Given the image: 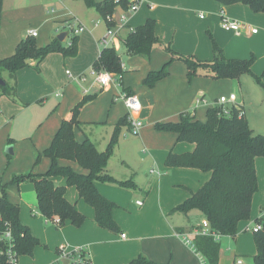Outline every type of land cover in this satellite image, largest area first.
<instances>
[{"label":"crops","instance_id":"crops-1","mask_svg":"<svg viewBox=\"0 0 264 264\" xmlns=\"http://www.w3.org/2000/svg\"><path fill=\"white\" fill-rule=\"evenodd\" d=\"M79 5L83 4H79L77 0L2 2L0 59L14 53L18 42L27 36V31L34 29L30 28L29 21L36 18L39 28L36 29L35 39H39L42 33L44 37L40 40L46 45L53 38V29L57 34L65 31L67 34L63 44L67 45L70 38L76 36L77 53L75 56H63L60 52L49 53L38 64V70L31 66L19 69L15 74V99L0 96V185L9 182L15 175L27 172L44 174L48 171L50 158L41 156L35 162L36 156L50 145L62 120L84 95L95 94V97L80 109L78 125L73 126L74 138L78 142L88 139L99 151L105 150L117 123L126 115L124 103L114 99L122 89L130 90L139 98L142 106L139 117L143 126L135 142H129L133 138H118V146L127 151L132 149L136 153L148 151V155L136 160L137 168L142 164L143 168H146L145 165L151 167L143 178L142 172L135 169L134 163L130 165L126 159L128 157L124 156L121 163L126 169L121 166V169L114 172L106 164V172L116 180L132 179L135 188L124 187L115 182L95 183L100 194L116 204L112 217L120 228L117 233L95 223L93 207L78 196L74 186H66L65 197L75 204L84 219L78 226L67 219L58 227L52 223L46 226L40 213V218L32 214L33 208L29 209L28 216L27 203L37 205L31 182L9 184L6 187L8 200L19 205L21 223L28 226L32 235L39 240L33 248L32 256L20 254V263L46 264L54 259L57 246L66 243L69 246H85L91 264H131V260L140 254L157 264H205L192 246V238L200 229L204 216L201 214L199 224L187 225L190 211L184 214L172 210L196 191L209 178L210 173L195 168L167 167L164 162L169 151L188 152L194 145L178 142L175 132L157 131L154 124L177 122L184 112L204 121L206 110L216 105L220 96L234 93V82L228 78L214 81L202 76H196L188 82L185 64L173 61L164 78L152 87H146L142 85L145 76L150 71L160 69L170 58L158 45L152 49L149 58L130 56L126 62L122 61L124 72L120 85L111 82L99 87L86 72L99 56L98 39L108 26H117L122 14L125 15V23L116 31L111 42V47L116 50L120 59L117 49H125L124 39L127 34L147 18H153L159 39L182 54L209 60L213 58L212 42L215 41L225 58L253 57L251 71L255 62L260 59V66L257 68L260 71V68H264V52L261 49L264 46V31L256 27V33L250 32L258 18L250 17V8L242 3L222 5L215 0H144L130 14H125L126 9L120 4L116 5L113 23L102 20L101 25V20H98L99 26L92 24L85 27L78 20L84 30L73 35L66 29V24L75 20ZM221 10L232 19L247 18L252 24L244 23L246 29L239 35L233 31H225L219 25ZM96 16H99L98 13ZM260 17L261 28H264V14ZM257 69L254 72H259ZM66 70L73 75H85V81L70 77ZM89 77L91 78L88 80ZM10 80L12 84V79ZM220 80L226 82L221 84L222 82H218ZM198 96H203L204 102L196 103ZM235 96L236 99L229 105H240L245 117L246 102L243 97L237 99L236 94ZM31 107H37L34 115L26 120H19L20 115L29 112ZM123 127L128 129V125L123 124L118 133L122 132ZM8 145L11 146V154L5 152ZM57 162L61 166H69L75 172L87 173L75 161L58 159ZM255 170L258 188L252 197L250 219L239 223L234 237L226 236L228 239L221 254L219 249L218 264H232L235 257H241L245 263L252 264L256 252L252 229L257 224V219L264 218V156H256ZM54 182L65 185V178L58 176L54 178ZM13 191L19 197H13ZM186 239L190 240V244L185 242Z\"/></svg>","mask_w":264,"mask_h":264},{"label":"trees","instance_id":"trees-1","mask_svg":"<svg viewBox=\"0 0 264 264\" xmlns=\"http://www.w3.org/2000/svg\"><path fill=\"white\" fill-rule=\"evenodd\" d=\"M87 6L94 7L102 17L113 14L116 5L127 7L126 0H83ZM222 5L242 3L254 12L264 13V0H215ZM0 0V16L2 12ZM110 25V24H109ZM170 55L160 69L150 71L143 79V84L152 87L157 81L168 74V66L173 61H181L187 70V80L190 82L196 76L211 79H233L242 73L251 72L254 58L228 59L225 58L221 47L212 42L213 58L209 60L198 59L193 55L182 54L168 43H163L156 35V22L147 18L145 22L131 30L124 39L126 53L129 55H142L150 57L155 46ZM60 52L63 56H75L77 53V37L72 36L69 44L64 45L56 36L44 46L36 44L35 37L22 38L13 54L0 59V96L4 95L15 99V74L24 67H33L38 70V64L49 53ZM33 63V64H32ZM96 70H105L112 74H122L121 59L113 47L100 51L93 63ZM8 72L12 84H8L2 73ZM256 75L258 81L261 76ZM121 84V79L118 80ZM263 83V82H262ZM264 84V83H263ZM132 94L130 90L127 91ZM95 94L84 95L71 108L62 120L50 145L38 153L37 162L41 156L50 158L51 164L44 174L27 172L13 176L9 182L0 185V213L6 219L13 231L16 247L19 254L32 256L33 248L39 240L32 235L28 226L19 219V205L11 203L6 194L9 184L31 182L34 186L37 210L45 217H58L60 227L68 219L75 226L80 225L84 215L80 213L75 204L65 197L66 186H74L78 196L83 198L94 209V221L100 227L117 233L120 228L112 217V210L116 204L100 194L95 183L115 182L121 186L135 188L132 179L116 180L106 172V164L112 154L116 143L119 127L128 125L126 117L121 119L103 151H99L94 143L88 139L78 142L74 138L73 126L78 125V114L85 103L92 100ZM227 109L228 114L223 113ZM155 128L159 131L177 133L178 142H188L194 145L188 152L175 153L169 151L165 158L167 167L195 168L210 173L209 178L185 200L179 203L172 211L187 214L191 209H198L209 222V228L220 236L234 237L240 222L250 216L251 201L258 188L255 158L264 156V132L253 133L243 108L238 104L222 106L216 104L206 110V119L200 121L190 113L180 114L177 122H156ZM58 159H67L77 162L87 170L86 174L73 171L69 166H61ZM62 176L65 185H58L54 178ZM256 229L253 231V240L256 252L252 264H264V218L257 219ZM178 231H181L180 229ZM194 250L200 254L205 264H218L219 239L211 235H194L192 238ZM131 264H157L140 254L131 260Z\"/></svg>","mask_w":264,"mask_h":264},{"label":"built area","instance_id":"built-area-1","mask_svg":"<svg viewBox=\"0 0 264 264\" xmlns=\"http://www.w3.org/2000/svg\"><path fill=\"white\" fill-rule=\"evenodd\" d=\"M144 0H126L127 7L125 8L128 12H135L141 3ZM219 19H220V27L224 30L233 31L235 34L239 35L246 29V25L241 21L236 19H232L225 15L224 11L221 10L219 12ZM74 20V19H73ZM102 20L106 21L107 23L114 22V15L107 14ZM99 21H95L94 24L97 25ZM125 23V15L122 14L118 18L117 26L112 27L108 26L104 34L98 39V45L100 51L104 48L111 47L112 39L116 35V31L123 27ZM66 29L73 35H77L78 33L84 30V26L77 22L76 20L69 22L66 24ZM251 33H256L257 28L252 27L250 28ZM27 35L31 37L37 36L36 29H29L27 31ZM69 44V43H68ZM122 67V63H121ZM66 73L72 77L79 79L80 81H85V76L78 75L74 76L70 73L69 70H66ZM90 74L93 75V81L99 87H104L110 84L111 82L118 83V80L121 79L122 74H112L105 70H96L92 68L90 70ZM121 99L124 103L126 108V120L128 123V131L130 134L139 135L140 130L143 126V123L139 117L141 111V102L139 98L134 94H129L127 91L121 92L120 95L116 99ZM236 99L234 93L228 95H222L217 99V104L222 106H227L230 103H233ZM196 103L204 102L203 98H197ZM224 114L227 113V109H223ZM150 172H154V170H150ZM158 174V171H156ZM141 204L140 201L137 202ZM35 215V212L32 213ZM43 221L45 224L52 223L55 225L60 224V219L56 216L54 217H45L43 216ZM259 225H255L253 228L256 229ZM198 235H211L215 240L219 239V235L214 231H211L209 228V222L206 219H203L201 222V227L196 231ZM124 236V235H122ZM187 244H190V240L186 239L185 241ZM20 254L16 247L14 235L12 228L9 222L3 218L0 213V264H21L20 263ZM46 264H91V260L87 249L85 246H69L66 243L59 244L56 249V255L52 261H49ZM232 264H247L244 262L243 258L235 257Z\"/></svg>","mask_w":264,"mask_h":264},{"label":"rangeland","instance_id":"rangeland-1","mask_svg":"<svg viewBox=\"0 0 264 264\" xmlns=\"http://www.w3.org/2000/svg\"><path fill=\"white\" fill-rule=\"evenodd\" d=\"M77 2H79V4H83L82 5L83 7L79 5L80 7L77 10V14L75 15V20L76 21H78V20L81 21L83 23V25L86 27V26H89V25H92V24L95 25L94 24V21L101 20V23L100 24L103 25L102 16L99 14V12L95 8L87 6L84 3L83 0H77ZM124 12H125V14H130V12H128V11H124ZM250 12H251L250 13L251 14L250 17L257 16V18H258L257 20H255V22L253 23V25L255 27H257L258 29H260V30L263 29V31H264V28H261L262 26H261V24L259 22L260 20H262L261 17H260L261 14H264V13L254 12L252 10ZM97 13H98L99 16H96ZM226 16H228V15H226ZM91 18H93V20H91ZM198 18H200V17H198ZM199 20H201V19H199ZM238 21H241V22H243L245 24L246 23L252 24V23H250V21L247 18H240ZM29 23L31 25L30 28H34V29L39 28V21H38L37 18L30 20ZM219 23H220V19H219ZM95 26H97V25H95ZM98 26H99V24H98ZM225 31H229V30H225ZM52 35H53V37H55L57 35V33L55 32V29L52 30ZM43 37L44 36L41 33L39 39H35L36 40V44L38 46L45 45V44H42V42H41L42 40H40ZM247 45H249V44L247 43ZM261 49L264 52V46ZM117 50H118V52L121 55V63H122V61L126 62V59L128 57H130V56H136V57L139 56V57H143L144 58V56H142V55H129L127 53H124V50H125L124 47H120ZM262 58L264 59V56ZM259 66H260V59H258L255 62V67H254V69H252L251 72L242 73L238 78L228 79V80L233 81L234 84H235V88L233 89V92L237 95V99H240L241 97H243V101L246 102V115H245V118L247 119V121H248V123L250 125V128L253 131V133H256V134L257 133H263L264 132V84H263L264 83V78H263V76H261L262 78H261L260 81H258L256 79V75L257 76L258 75L260 76L261 73H263L262 70L264 68L261 66L262 68H260V71H259V69H257V68H259ZM92 68H93V66H91L89 68V70L87 71L88 73L86 72V75L89 74L93 78V75L90 74V70ZM256 69L259 72H256V71L254 72V70H256ZM81 75H83V74H81ZM74 76H78V75L75 74ZM83 76H85V75H83ZM91 77H89L88 80ZM202 77H204V76H202ZM2 78L8 84H11L10 83L11 80L9 78L8 72L4 71L2 73ZM207 78H209V77H207ZM213 80L215 81L216 79H213ZM218 82H222L221 84H224L223 82H226V81L225 80H220ZM118 85H120V84H118ZM142 85L146 86L145 84H143V82H142ZM146 87H148V86H146ZM124 91H127V90L126 89H122L121 90L122 93ZM119 95L120 94H118L115 98H117ZM202 97L203 96H198V98H202ZM117 100L123 102L119 98ZM36 108L37 107H31L30 110H29V112H27L25 114H21L20 117H19V120H26L27 118L33 116L34 115V112L36 111ZM154 128H155V126H154ZM157 131H159V130H157ZM118 138L119 139L133 138L134 140L129 141V142H135L136 141V138H138V135L130 134L129 131H128V129H126V127H123L122 128V132L121 133H118L116 139H118ZM130 150H132V149H130ZM130 150L127 151V150H125L122 147L119 148V146H118V140H116V143H115V145L113 147V150H112V154H111V156L109 157V159L107 161V168H110V170H114V172H117L116 169H121V166H123V168H125V166L121 163V158L125 156V157H128V158H126V159H128L127 162L130 165H132L134 163L133 165L135 166V169H136L137 168V161L136 160H139V158H143L144 156L148 155V151L147 152H142V150H141L140 153H136L134 150H132V151H130ZM145 159H148V158H145ZM145 167L146 168H143V164H142V165L138 166V168H137V171L142 172V177L143 178H144L145 174L148 173V169L151 166H149V165L146 166L145 165ZM25 184H31V183L30 182H25ZM12 195H13V197H19V195L16 192H14V191L12 192ZM27 205H28V216H30L29 215V209L33 208V212H35V215H36L35 217L36 218H40L39 217L38 210H37V205L34 204V203H30V202L27 203ZM188 219L189 220H186V222L188 221L187 222L188 223L187 225H196V224H199L201 222V219H202L201 212L198 209H196V208L191 209L190 210V213H189ZM249 219H250V217L247 219V222L249 221ZM45 225L46 226H50V223L45 224ZM250 230H251V228H250ZM219 239L221 240V243H220V254H221V251L223 252V250L225 249V243H226V240L228 239V237H226V236H220ZM220 240H219V242H220ZM21 259H22V257H20V260Z\"/></svg>","mask_w":264,"mask_h":264},{"label":"water","instance_id":"water-1","mask_svg":"<svg viewBox=\"0 0 264 264\" xmlns=\"http://www.w3.org/2000/svg\"><path fill=\"white\" fill-rule=\"evenodd\" d=\"M66 32L65 31H62V32H60V33H58L57 35H56V38L59 40V41H63L64 40V38L66 37ZM0 83L3 85L4 84V82L2 81V80H0ZM5 152L6 153H8V154H11L12 153V149H11V146L10 145H8V146H6V148H5Z\"/></svg>","mask_w":264,"mask_h":264}]
</instances>
